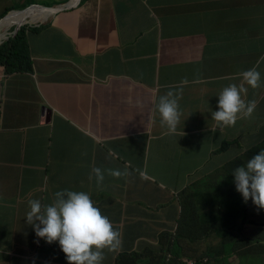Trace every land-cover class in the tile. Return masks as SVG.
<instances>
[{
    "label": "clouds",
    "instance_id": "clouds-1",
    "mask_svg": "<svg viewBox=\"0 0 264 264\" xmlns=\"http://www.w3.org/2000/svg\"><path fill=\"white\" fill-rule=\"evenodd\" d=\"M143 1L149 10L155 11L177 0ZM215 1L220 3L218 10L211 7ZM19 2L21 5L17 7L10 0H0V10L4 11L0 17L3 28L0 47L25 35L30 48L27 31L39 27L36 24L46 21L51 14L77 6L83 0L58 1L54 3L56 6L25 0ZM226 8L229 7L225 0H191L180 7L181 13L190 11L209 16V30L190 28L184 15L175 18L186 28L183 35L206 37L209 43L220 36V21L216 14L224 16ZM23 14L26 19L17 20ZM168 25L174 31V20ZM250 36L260 40L264 36V26ZM168 39L162 37L157 44L138 45V39L131 42L138 45L140 53L159 56L153 58L154 70L169 75V71L179 73L188 66L172 47V39ZM258 42L246 45L247 52L241 55L245 62L241 73L234 75L233 83L223 84L225 87L217 98L212 91V95L205 94L198 101L197 91H190L192 87L181 81L157 87L152 119L137 116L132 110L117 115V109L110 108L111 100L102 101L94 99L95 94L88 95L87 100L75 108L79 111L77 119L72 116L82 122L80 129L74 131L77 137L74 147L86 154L90 150L87 175L90 190L95 194L91 197L87 191L65 188L56 191L54 199L50 203L49 199L46 204L27 196V211L19 220L21 231L7 249V255L0 256V264H236L228 249L236 245L231 246L220 236V233L232 230L222 227L218 231L202 226L199 218L210 214L213 208H226L233 203L245 207L248 221L250 211L258 215V209L264 210V114L250 123L257 109H264V51L255 58V54L248 50ZM30 57L33 62L31 48ZM2 64L8 75L29 72L9 73L7 65ZM189 75L181 80L197 78L193 69ZM120 77L114 75L113 82L93 87L95 93L96 90L107 91L113 85L117 94L122 87ZM84 87L67 89V97L83 96ZM192 116L199 123L198 128L190 127V130H196L193 134L196 145L193 147L206 137L211 144V137L217 134V137L225 136L218 144L224 149L222 155L227 153L229 146H233L234 151L214 175H203L198 170L185 171L182 173L185 178H193L189 186H166L155 177L162 174L155 166L162 159L164 150L154 142L159 132L155 120L166 128L168 134H175L180 123ZM131 122H136L137 127L128 132L126 125ZM127 138L132 140L129 142ZM109 140H118V154L116 150L108 155L99 152ZM99 157L101 165L96 167ZM108 165H112L111 171L106 170ZM224 169H231L230 188L218 192L214 200L201 206L199 196L211 188L215 176ZM206 179L208 183L201 184ZM195 185L196 192H189V187ZM123 191L127 192L125 198L122 197ZM114 198L124 204L122 218H110L102 206L110 204ZM136 208L147 214L129 220L127 217ZM180 221L188 227L182 228ZM148 224L152 225L147 227ZM126 226L127 230L122 234ZM262 226L264 232V223ZM249 241L238 244L245 247L244 252L234 251V254H246L257 264H264V239ZM105 250L110 252L109 257L103 256ZM223 251V256L218 255Z\"/></svg>",
    "mask_w": 264,
    "mask_h": 264
},
{
    "label": "crops",
    "instance_id": "crops-1",
    "mask_svg": "<svg viewBox=\"0 0 264 264\" xmlns=\"http://www.w3.org/2000/svg\"><path fill=\"white\" fill-rule=\"evenodd\" d=\"M190 1L177 0L161 11H151L143 0H83L77 6L51 14L46 21L36 24L39 27L27 31L33 72L8 75L0 63V256L7 255V249L21 231L19 220L27 211V196L46 204L54 199L56 191L65 188L87 191L91 197L95 194L90 190L87 175L89 158L86 161V152L74 147L77 141L74 131L80 129L82 122L72 116L77 119L79 111L75 108L88 95L95 94L94 99H101L112 91L113 97L108 100H111L110 108L117 109V115L132 110L137 116L151 119L157 97L155 90L159 86L181 81L192 87L190 91H197L199 101L203 95L210 96L218 90L231 73L229 68L215 64V58H228L230 43L242 41L247 32L264 26L257 0H225L229 9L253 15L238 13L233 17L239 23H234L232 17L215 13L220 21V36L209 43L199 35L175 37L168 22ZM211 7L220 9L219 1ZM3 14L0 10V17ZM2 31L0 24V34ZM162 37L172 39V47L188 66L176 73L174 82L165 85L161 83L168 75L154 70L153 58L160 57L142 54L138 48L142 43L157 44ZM133 39H138V45L131 42ZM259 41L248 49L255 58L264 51V36ZM202 58L212 63L204 75L200 74ZM191 69L196 71L197 78L181 80L190 76ZM114 75L121 76L122 87L117 94L115 89L95 93L93 87L113 82ZM83 86H86L83 96L67 97V89ZM155 123L159 132L154 142L164 148L161 160L171 161L169 170L156 165L158 172L179 175L198 170L212 176L225 165L224 149L218 145L223 135L212 136L211 144L206 137L193 147L196 130L190 127H199L194 116L180 123L175 134H168L157 120ZM213 123L216 124L214 120ZM185 154L191 155L186 158ZM174 160H183V167L174 164ZM126 194L123 191L122 197ZM102 206L112 219L125 215L124 204L117 198ZM145 214L136 208L127 218L135 220Z\"/></svg>",
    "mask_w": 264,
    "mask_h": 264
},
{
    "label": "rangeland",
    "instance_id": "rangeland-1",
    "mask_svg": "<svg viewBox=\"0 0 264 264\" xmlns=\"http://www.w3.org/2000/svg\"><path fill=\"white\" fill-rule=\"evenodd\" d=\"M28 1V3H32V2H36V3H45V4H52L58 1H64V0H55V2H52V0H25ZM257 6L258 8L261 10L260 14L263 16L264 15V0H257ZM10 2H13L15 6L19 7L21 4L19 2V0H10ZM158 10H162V7H159ZM238 13H243L246 15H250L252 13H249L247 11L244 10H236L233 11L229 8H226L223 12L224 16L226 17H232L234 20V23H239V21L237 19H235L234 17H237ZM178 16L184 15L187 18V26H189L190 28H198V29H205V30H209L210 29V17L207 15H200L198 13H192L190 11H186L184 13H181L179 11V13L177 14ZM253 15V14H252ZM234 16V17H233ZM249 17V16H247ZM174 20V24H175V29L174 31H171V34L175 35V37H181V35H183L186 31L185 26L182 25V23L180 22V20L178 18H173ZM253 32H255V30H253L252 32L248 33L247 32V37H245L242 41H237V42H232L227 46V52L229 54L228 58H215V64H219L222 69H230L231 73L226 75L227 77V81L225 82L226 84H230L233 83L234 79V75L241 73L243 67H244V60H242V56L238 55L237 52L240 51L241 53H245V51H247L246 49V45L247 44H251V43H256L258 42V38L257 37H253L250 36ZM257 32V30H256ZM191 36V35H190ZM204 40L207 41L206 37H203ZM212 65L211 61L206 60L204 58H202V62H201V75L207 74L208 73V68ZM115 74V73H114ZM225 87L224 85H222L221 87H218V90L215 91V97L218 95V93L220 92V90ZM110 89H114V86L111 85L109 86V89L107 91H109ZM105 91V92H107ZM113 97V92H109L108 94L105 95L104 98H101L102 101H107L109 98ZM217 98V97H216ZM264 114V109H257L254 117L250 120V123L253 121V119L258 118L260 115ZM225 137V136H223ZM224 144H227V142L223 141ZM192 144L196 145V141L195 139H192ZM164 151V150H163ZM162 151V152H163ZM234 148L233 146L230 147V150L224 155V159H228L231 154L233 153ZM191 154H185V157L188 158L190 157ZM174 164L175 163H179L180 167H183V160H174L173 161ZM171 161L169 160H158L157 161V166L159 168H163L166 170H169L171 168ZM101 165V158H97L96 161V167H100ZM235 167V164L233 165ZM106 170L111 171L112 170V165H108L105 167ZM230 172L231 169L227 170L224 169L222 172L218 173L215 176V182L213 183V185L211 186V188L206 191V193H204L203 195L199 196V202L202 205H205L207 202L214 200L217 196V193L222 191V190H227L230 188V182L228 181V178L230 176ZM155 177H157L158 181L163 183L166 186H172V185H185V186H189L190 181L193 178H185L184 175L179 174V175H174L172 173H170L169 171L166 172L165 174H159L156 175ZM208 183V180H204L201 184H206ZM189 192H196V185L193 187H189L188 189ZM210 193V195H208V193ZM168 202V200H167ZM166 210H168V207H166ZM258 225L253 229H249L246 233L242 234V238L244 239H250L251 240H255V239H264V232H263V226L260 228V223H257ZM152 224H148L147 227L151 226ZM127 230V226L124 227L122 229V234H124ZM262 235V237L260 238V236ZM245 247L242 245H236L235 246V251L242 253L244 252ZM103 256L104 257H109L110 256V252L108 250L103 251Z\"/></svg>",
    "mask_w": 264,
    "mask_h": 264
},
{
    "label": "trees",
    "instance_id": "trees-1",
    "mask_svg": "<svg viewBox=\"0 0 264 264\" xmlns=\"http://www.w3.org/2000/svg\"><path fill=\"white\" fill-rule=\"evenodd\" d=\"M30 48L26 39L25 35H21L18 39L12 40L9 43L0 47V63H5L8 67V72H26V71H33V62L30 60ZM176 79V72L169 71V75L167 78L162 81V85L170 84L174 82ZM137 123L131 122L126 125V130L128 132H132L136 129ZM132 138H127V141H131ZM138 147L140 146V142H136ZM116 150V154L119 153L118 147V140H109L104 143L103 147L99 150L103 155H108L109 152ZM87 155H90V150L87 152ZM86 158L88 159V156ZM245 207H242L240 203H233L229 207H217L213 208L212 212L205 217H200V224L205 227H212L216 228L218 231L222 227H226L227 229L232 230V232H224L220 233V236L225 240L227 243L233 245L238 244H246L250 239L242 238V234L246 233L249 229H253L260 223V228L264 223V210L258 209V215L250 211L249 221L246 219ZM182 228L188 227L187 225L183 224V221H180ZM191 229L192 226H189ZM262 235L260 236V238ZM259 239L252 240L249 242H256ZM231 250L232 258L236 264H257V262L248 257L246 254H234V248H228ZM223 252H218V255L223 256ZM176 264V263H172Z\"/></svg>",
    "mask_w": 264,
    "mask_h": 264
},
{
    "label": "bare ground",
    "instance_id": "bare-ground-1",
    "mask_svg": "<svg viewBox=\"0 0 264 264\" xmlns=\"http://www.w3.org/2000/svg\"><path fill=\"white\" fill-rule=\"evenodd\" d=\"M19 19H20V21H24L25 20L21 15H20Z\"/></svg>",
    "mask_w": 264,
    "mask_h": 264
}]
</instances>
